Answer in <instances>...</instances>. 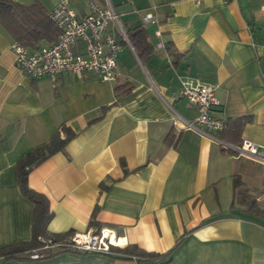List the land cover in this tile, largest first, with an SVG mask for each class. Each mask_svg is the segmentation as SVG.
<instances>
[{
    "label": "crops",
    "instance_id": "0c3cea01",
    "mask_svg": "<svg viewBox=\"0 0 264 264\" xmlns=\"http://www.w3.org/2000/svg\"><path fill=\"white\" fill-rule=\"evenodd\" d=\"M13 1H39L49 12L62 0ZM66 1L78 16L90 11L91 0ZM92 1L117 16L106 26L121 44L115 80L94 71L29 77L0 24V252L32 240L34 203L19 187L18 160L69 128L63 148L27 174L52 213L43 236L105 227L118 246L169 256L159 263L111 250L0 253V264H264V166L183 127L197 109L174 97L184 79L215 85L212 114L226 127H198L226 142L264 145L261 0ZM137 28L146 49L128 38Z\"/></svg>",
    "mask_w": 264,
    "mask_h": 264
},
{
    "label": "built area",
    "instance_id": "2783aa9c",
    "mask_svg": "<svg viewBox=\"0 0 264 264\" xmlns=\"http://www.w3.org/2000/svg\"><path fill=\"white\" fill-rule=\"evenodd\" d=\"M194 1L200 3L201 0ZM89 5V13L78 16L66 0L60 1L48 13L58 29L56 39L30 51L14 42L11 49L15 53L16 65L33 78L44 75L53 77L62 71H70L80 77L86 71H94L103 81L115 80L116 53L121 44L107 32L106 26L110 19L116 20L117 16L110 5L101 7L92 0ZM260 8L264 11V0H261ZM143 18L150 19L151 15L145 14ZM125 40L128 41L126 36ZM174 97L186 98L197 109L195 120L185 121L183 127L211 137L225 149H231L264 166V145L247 139L239 144H232L208 133L219 131L225 126L222 119L212 114L213 108L219 103L215 85L197 79H184ZM199 125L205 126L208 132L202 131ZM106 231L117 238L112 230L105 227L96 231L73 233L61 239L38 236L40 245L25 254L30 259H40L49 252L67 250L108 253L111 245L116 244L111 242Z\"/></svg>",
    "mask_w": 264,
    "mask_h": 264
},
{
    "label": "trees",
    "instance_id": "16d2710c",
    "mask_svg": "<svg viewBox=\"0 0 264 264\" xmlns=\"http://www.w3.org/2000/svg\"><path fill=\"white\" fill-rule=\"evenodd\" d=\"M48 13L39 1L25 5L13 0H0V24L13 36L15 43L22 45L26 49L30 47L35 48L42 41L52 42L56 39L58 29L49 18ZM128 38L137 49L140 45L145 49L148 47L143 28L135 29L132 33H129ZM64 130L66 131L64 138L54 135L48 142L28 151L16 164L19 187L22 193L34 203L32 240L24 248L2 250L0 252L2 255L24 256L26 251L40 245L37 237L43 236L46 233V224L51 218L52 213L49 210L46 197L28 186L27 174L33 166L48 155L63 148L67 140L73 135V132L69 128H64ZM240 141L238 139L233 142H227L237 144ZM110 250L124 257H134L138 260L153 259L158 260L159 263L164 262V259L169 256L168 252L146 251L136 244H127L125 246L111 245Z\"/></svg>",
    "mask_w": 264,
    "mask_h": 264
},
{
    "label": "bare ground",
    "instance_id": "6f19581e",
    "mask_svg": "<svg viewBox=\"0 0 264 264\" xmlns=\"http://www.w3.org/2000/svg\"><path fill=\"white\" fill-rule=\"evenodd\" d=\"M106 235H107L108 237H110V240H111L112 243H115V244H116V242H115V238L112 236V234H110V233H108V232L106 231Z\"/></svg>",
    "mask_w": 264,
    "mask_h": 264
}]
</instances>
